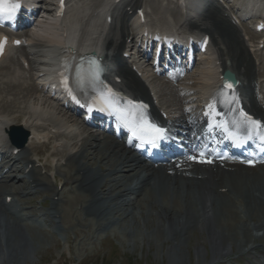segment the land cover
<instances>
[{
    "label": "bare ground",
    "instance_id": "bare-ground-1",
    "mask_svg": "<svg viewBox=\"0 0 264 264\" xmlns=\"http://www.w3.org/2000/svg\"><path fill=\"white\" fill-rule=\"evenodd\" d=\"M114 1L85 0L76 6L71 15L69 14L72 19L64 18L62 25L66 28L65 34L74 40L77 34L81 41L78 51H74L73 54L83 56L82 52L85 51H102L103 55L111 51L112 57L106 59L108 65L116 66L115 76L122 79L119 86L124 90H130L136 99L153 103V115L166 123L154 105L144 79L139 77L141 69L134 70V64L131 65L122 57L124 49L130 48L137 39V35L130 34L133 27L131 19L134 17L130 13L135 14L136 10L143 8L150 0H122V4L117 5L114 15L116 22L110 26H103L99 12L102 7L106 9L111 7ZM156 1L160 0L153 2ZM205 1L208 0L203 2ZM154 11L163 24L161 9L156 8ZM173 18L175 25H179L181 14L177 12ZM188 24L191 31L199 35H210L213 49L207 57V62L187 80L189 86L179 88L184 94L167 95V99L177 100L180 104L178 116L172 115L173 111L169 113L172 118L171 129L175 132L182 126L191 134L198 122L195 114L187 112L188 107H195L197 110L205 97L218 94L217 78L222 75L221 70L223 72L230 70L236 75L238 81L243 83L247 106L258 118L264 119V108L255 92L260 84L256 67L240 32L233 26L232 14L212 3L201 17L190 20ZM49 26L45 25L43 28ZM54 37L55 34L50 35L48 39L53 40ZM45 43L38 39L35 42L36 49L28 50L29 55L37 57L30 61L31 68L42 65L44 54L49 52L47 46L41 50ZM113 72L110 70L111 78L114 77ZM263 72L264 68L259 74H264ZM10 74L8 76L10 81L7 80L5 86L8 89L18 88L16 96L23 95L25 98L32 92L37 93V97L33 98L34 106L29 104L27 111L22 109L21 125L35 138L39 134L49 135L53 130H57L52 137L55 145L64 142L65 138L70 139L69 144L63 145L58 163L67 161V165H72L73 173L71 174L70 170L62 174L64 181L59 179L64 184L59 190L55 187V182L52 183L42 177L39 170L34 167L36 161L29 158L31 153L29 146L18 155H13L16 147L7 141L5 145L11 149V153L4 152L3 166L0 167V262L30 248H22L21 241L30 246L36 242L33 233L36 229L32 225L33 221H37L33 219L36 211L33 209L31 212L33 215H30L19 198L21 195L38 193L46 197L43 207L47 206L48 199L51 200L48 212H38V218L42 219L45 225L49 221H55L71 232H76L77 227H89L91 224L87 223L89 219L83 218L86 215L95 218L94 225L97 227H107L109 224L115 226L122 219L123 222L129 223L140 220V227L152 229L153 226L148 235L149 242L150 238L156 236L162 247L173 237L171 241L177 242L178 249V246L186 244L194 231L200 227L209 234L210 248L214 254L222 253L223 257H228L233 249L242 253L261 249L258 243L264 241V217L261 219L264 213V176L255 174V169L226 163L225 166L197 170L194 173L193 169H188L189 173L187 170L181 173L174 170V174L171 175L170 171L175 169L174 166L165 169L149 164L142 157L126 149L123 143L112 140L108 135L102 138L88 130L72 129L76 126V116L68 113L61 105L57 104L54 108L55 115L59 114L57 118L54 117V112L48 114L39 112V106L50 108L47 101L52 103L53 100L45 95L44 90L38 85L29 83L34 81V74L27 80ZM2 92L3 88L0 87V94ZM41 94H44V102ZM15 104L16 101L11 102L14 107ZM60 115L67 117L65 118L67 121ZM40 122L42 123L39 124ZM12 125H15L14 120L4 121L0 134L4 133L5 139V132ZM32 143L34 139L31 140L30 144ZM59 153V150H54L52 157ZM31 165L32 168L26 172ZM46 167L50 168L49 165ZM57 167L62 168V165ZM6 168H9L8 172L15 174L9 176L7 172L3 175ZM57 178L55 177L56 180ZM3 194L4 201L7 197L13 198L12 205L7 206L2 202ZM115 203L118 206L116 208ZM147 206L156 213L157 219H153L154 221L151 216H146ZM239 211L240 214L250 215V220L243 221L242 216L238 214ZM80 232L82 233L81 230ZM89 237H92V233L85 235V239ZM196 252L204 255L205 247H198ZM216 258L213 257L211 264L217 261ZM34 259L32 255L28 260L33 262ZM205 263L206 261H203L202 264Z\"/></svg>",
    "mask_w": 264,
    "mask_h": 264
},
{
    "label": "rangeland",
    "instance_id": "rangeland-1",
    "mask_svg": "<svg viewBox=\"0 0 264 264\" xmlns=\"http://www.w3.org/2000/svg\"><path fill=\"white\" fill-rule=\"evenodd\" d=\"M149 5L152 8L159 7L158 3L147 4V7ZM249 38L255 40L253 39V35H250ZM252 56L254 55L252 54ZM255 62L257 66L259 60ZM10 66L12 69L13 65L11 61L6 64V67L0 70V80L5 72L8 73V68ZM14 71L18 74H22L21 70L17 67L14 68ZM147 71L148 69H146V72ZM22 75L27 77V74ZM179 83L181 82H178V85ZM155 85L162 95L163 103L167 107L170 106L172 110L178 109L179 105L177 100L172 101L167 99V95L170 94L175 96L176 94L174 93V84L164 81L163 77H158L155 78ZM16 90H18V88L11 87V89H8L7 86L3 89V94L0 95V113L7 115L6 117L8 119H14L18 123V115H20L22 109L27 111L29 104L33 105V98L37 97V94L32 92L31 95L23 98V95H15ZM1 100L3 102H1ZM12 101H16V107L11 105ZM9 105L10 107L8 108ZM45 109L42 108V110L46 112L52 110L51 108ZM57 116L59 115L56 114L55 117L57 118ZM47 149L48 148H43L42 151H40L41 154L47 151ZM29 156L31 158H36L34 152L30 153ZM255 174L264 176V171L255 170ZM44 198L43 196L36 199L35 205L38 208H40L38 200ZM28 207L30 206L28 205ZM116 207H118L117 203H115L114 208ZM145 212L147 214L146 216H151L152 221L157 219L156 213L153 212L150 206L146 207ZM238 214H240V211ZM262 215L261 219L264 217V213ZM246 221L248 222L249 220ZM139 222L140 220L133 221L132 223L130 222V224L129 222H123L122 219V221L118 222L115 226L110 225L109 229L106 230L97 227L94 225L95 221L89 219L88 224L91 223L89 227H77L78 229H76V232H68V230L64 229L62 226H60V228L56 227L55 231L57 235L42 233L35 230L33 233L36 242H34L32 246L23 241L20 243L23 245L22 248L30 247L28 250H22L13 258H5L0 264H202L203 261H206L205 264H211L213 257H217V262L215 264H249L251 259L255 256L261 255L258 257H264V241H258V244L262 246L263 254H258L256 251L242 253L236 251V249H233L234 251L231 252V255L228 257H223L222 255L224 254L222 253L214 254L210 248L211 242L209 234L200 227L194 231L192 237L186 243L187 245L185 243L180 244L178 249H176L177 242L171 241L173 238L171 237L162 247L156 236L150 238V242L148 240V235H150L153 226H151L152 229H147L144 226L140 227ZM90 233H92V237L90 239H85V235H90ZM198 247H205V256L196 252ZM224 251L225 250H223V253ZM32 255L35 257L33 262L28 260Z\"/></svg>",
    "mask_w": 264,
    "mask_h": 264
},
{
    "label": "snow or ice",
    "instance_id": "snow-or-ice-1",
    "mask_svg": "<svg viewBox=\"0 0 264 264\" xmlns=\"http://www.w3.org/2000/svg\"><path fill=\"white\" fill-rule=\"evenodd\" d=\"M18 7H19L18 4H12L10 8H4V9H2V11L7 12V14L9 16H11L12 13L15 11V9L18 8ZM253 123H255V122H253ZM147 128L150 129L153 132H156V133H160L161 132L160 129L155 128V126H153V125H147Z\"/></svg>",
    "mask_w": 264,
    "mask_h": 264
}]
</instances>
